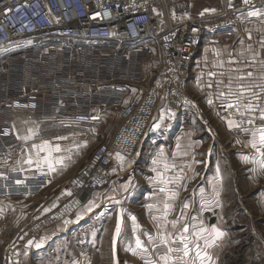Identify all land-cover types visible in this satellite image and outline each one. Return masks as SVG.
<instances>
[{
  "label": "crops",
  "instance_id": "obj_1",
  "mask_svg": "<svg viewBox=\"0 0 264 264\" xmlns=\"http://www.w3.org/2000/svg\"><path fill=\"white\" fill-rule=\"evenodd\" d=\"M253 12L259 14L252 15ZM240 18L242 21L239 24L205 34L197 50L195 61L184 68L186 108L181 112L172 111L173 115L169 116V110L162 100L134 158H125L122 165L117 156L115 157L112 165L118 171L114 176L115 179H119L121 169L124 171L135 163L141 166L138 167L141 173L140 179L135 181L136 183H131L124 194L127 199L126 214L119 212L121 206L116 205L114 201L107 205V195L104 193L106 190L101 194L88 189L83 190L80 193L83 207L79 210V214L74 217V221L63 223L59 227L61 234L52 235V237L54 235L60 237L62 234L69 236L77 230L78 225L85 224L84 228H79L80 243L76 246L65 244L63 253H59V248H52L54 252H50L52 256H49V260L53 264H95V262L102 264L111 262L112 257L118 260L124 259L129 264H151L152 260L159 261L165 250V246L153 244V240L159 241L157 233L177 234V230L182 229L183 225L189 228L184 235L195 244L191 249L194 255L197 252L196 244L201 239L217 243L227 236L229 230L230 232L240 230L245 231L242 234L245 236L244 244H246L243 249V264H264V245L261 244L264 241L263 229L250 227L245 217L247 220L238 223L236 222L238 217L230 215L227 218L224 214L225 209L230 212L229 208H232V203L235 201L230 193L235 194L240 191L239 188L232 189L229 185L232 169L228 161L235 159L230 155L237 149L249 148L247 152L251 160L246 166L249 171L242 173L246 176L257 173L258 166L252 163L253 156L257 155L256 149L252 147L251 133L264 128V116L260 111L264 109V4L249 8ZM210 72L216 75L209 76ZM248 73L252 74L251 77L247 76ZM240 77L244 79L241 80ZM241 83L245 88H251L257 95L253 96L248 91L242 92L239 89ZM221 92H224L225 96L221 97ZM236 95L240 97L238 104ZM209 100L212 103H209ZM229 102L239 107V111H236V107L228 108ZM248 103L254 104L256 110L246 112L245 105ZM161 116H164L163 120L159 119ZM249 119L252 121L251 124L248 123ZM229 120L239 127H229ZM11 121L20 146L6 150L5 145H0V177L13 168L29 176L38 170L37 160L41 164L39 169H48L52 172L53 170L44 164L45 158L53 161L59 177L70 176L86 161L92 145L103 139L102 134L88 133L81 126L68 127L49 120H40L34 112L23 108L13 110ZM156 124H160V127H155ZM59 137H64L67 141L66 149L44 150L46 145H51L50 141ZM216 142H219V145L211 147L212 143L218 144ZM33 145L45 147L39 148ZM23 148L26 152H19ZM5 151L7 153H4ZM29 159H32V164L27 162ZM60 159H63L62 164L57 162ZM154 159L159 161L155 165L152 163ZM165 163L169 165L167 169L164 168ZM173 164L175 167H171ZM158 171L163 172L164 178L171 182L166 184L157 179ZM178 177L182 179L178 180ZM257 184V181L253 184L249 181L244 182L243 188L252 191L256 189ZM64 186L66 184L61 180L55 185L47 186L38 196L43 201L38 207L41 216H45L62 203L61 192L54 189ZM161 188L166 191L161 192ZM172 192H178V195L172 198ZM122 193L117 192L116 195ZM4 198L13 197H0V210L5 209L2 202ZM90 200L95 201L96 207L86 211V205ZM261 200L259 196H254L252 201L256 203ZM165 202L172 204V210L166 217L163 215ZM185 203L188 204L187 209L183 207ZM149 205L153 207L149 208ZM217 208H222L221 213L215 212ZM200 209L208 214L211 211L212 214L207 218L202 217ZM104 216L110 217L105 222L110 224L112 221V229L111 224L106 226L101 224L102 220L104 222ZM173 220L177 221L175 227L170 223ZM118 222L121 231L117 236ZM231 223L235 225L231 226ZM206 224L207 232H202L201 227ZM213 228L220 229L224 235L218 238H214V233L209 235ZM52 237L43 241V248L52 241ZM137 238L143 242V247L147 251L137 248ZM169 246L183 247V244L177 240ZM92 248L96 251L94 257L93 253L88 251ZM75 250L80 252L79 258L71 256ZM100 254L104 257L108 254V259L101 258ZM159 264H163V261H159Z\"/></svg>",
  "mask_w": 264,
  "mask_h": 264
},
{
  "label": "built area",
  "instance_id": "obj_2",
  "mask_svg": "<svg viewBox=\"0 0 264 264\" xmlns=\"http://www.w3.org/2000/svg\"><path fill=\"white\" fill-rule=\"evenodd\" d=\"M262 4L216 0L196 11L190 0H0V145L20 146L15 108L85 131L114 112L115 130L70 183L72 200L85 189L105 191L109 164L116 153L135 156L162 100L171 112L186 108L183 70L204 35L232 27ZM154 47L159 63L144 83L140 68ZM51 179L48 169L29 176L9 169L0 177V197L36 195Z\"/></svg>",
  "mask_w": 264,
  "mask_h": 264
},
{
  "label": "rangeland",
  "instance_id": "obj_3",
  "mask_svg": "<svg viewBox=\"0 0 264 264\" xmlns=\"http://www.w3.org/2000/svg\"><path fill=\"white\" fill-rule=\"evenodd\" d=\"M191 3L194 5V8L196 11L201 10L204 6L207 5H213L216 3V0H190ZM245 19V18H244ZM242 21V20H241ZM240 21V22H241ZM236 24H239L236 23ZM146 57L142 61L141 65V81L144 83H149L154 78V68L159 63V53L156 48L154 50H150L148 54L146 53ZM4 66V65H3ZM2 68V66H0ZM30 111V110H29ZM119 123V119L117 117V114L114 112H111L110 115L107 118V121L99 125L98 127H95L92 131H86L88 133L97 132L99 134L103 135V139L99 140L97 143L102 141H107L108 138L111 136L112 132L115 130L116 126ZM66 140L64 139H54L49 142L51 145H46V148L44 150H55V146L59 145L60 149H66ZM95 143L91 147V152L86 159V161L78 167L77 171L67 177L62 178L63 176L59 177L57 171L53 170L52 173V179L50 182L51 185H55L57 182H60L61 180L66 184V186L61 187L60 189L56 188L54 190H57L58 192H61L62 197V203L58 205L56 208L51 209L45 216H41L38 211V207L42 204V199L38 197L42 192L36 194V196L29 195L27 197H21V196H13V198H4L3 204L5 205V209L3 210L1 208L0 210V264H53L49 259L52 255H50V252L53 251L52 248H59V253H63V249L65 248V244L69 245H79L80 243V229L84 228V225L79 226L75 232L72 230L73 233L68 235H60V237L55 235L52 237L53 234L59 233V227L62 226L64 223H70L71 221H74V217H76L79 213V210L81 207H83V200L80 199L79 195V201L81 203V207L77 211H73L70 214L65 215L64 218L60 221H56L55 223H49L44 226L43 229H40L38 232L35 230V225L38 223H45L48 222L50 219V216L55 214L58 211H61L64 206L71 203L73 200V196L71 193V180L72 178L77 174L78 170L86 164L87 160L89 159L90 155L92 154L93 147L97 144ZM218 144L214 145L211 144V147H217L219 145V142H216ZM45 147V146H44ZM221 148V147H220ZM43 150V149H42ZM43 150V151H44ZM250 149L249 148H240L237 149V151H234L233 154L230 155V157L235 158L231 161H228V164H230L231 175L229 176V185L230 188L236 189L239 188L240 191L235 192V194L230 193L231 196L234 197L235 201L232 203V208L230 209V212L225 209V215L227 218L231 215V217H238V220L236 222L239 223V221L247 220L250 227H256L257 230L263 229L264 231V166H262V158L260 155L256 152V157L253 156L255 166H258L257 173L253 175H244L242 173L243 171H249V169H246V166L248 162L251 160L248 157V154ZM261 151H264V149H261ZM19 152H26V149H22ZM136 155V154H135ZM222 157V156H221ZM126 159H132L129 157H125ZM134 158V157H133ZM252 158V159H253ZM114 164H109L108 172H107V179L109 186L104 192L107 201V205H110V202L112 201H120L118 205L119 212L121 211V214H126L127 209V199L124 197V194L126 190L124 189V185L128 184L129 181L131 183L138 181L140 179V171L137 163L132 165L134 167V171L130 172L129 168L125 169L124 171L121 169L120 171V177L119 179H115V175L118 174V171H116L115 168L112 167ZM215 166V164H214ZM117 173V174H116ZM204 174V173H202ZM135 176V178L132 179V176ZM138 176V177H137ZM137 179V180H136ZM251 182L253 184L255 181H257L256 189L252 191H246L243 188L244 182ZM136 183V182H135ZM248 185H250L248 183ZM247 187V184L245 185ZM64 191V192H63ZM103 192V191H101ZM101 192L96 191L95 193L101 194ZM123 192L120 196L116 193ZM103 194V193H102ZM254 196H259L262 200L260 202H253ZM115 199H112L114 198ZM117 205V204H116ZM122 208V209H121ZM3 210V211H2ZM221 213L222 208H217L215 212ZM200 213L202 217H206L209 214H212L211 211L208 213L203 212L202 209H200ZM223 215V212H222ZM123 218L124 215H122ZM221 216V214H220ZM247 219H245V218ZM244 218V219H243ZM107 219H110V217L104 216V222L101 221V224L106 226L110 225L107 224L105 221ZM127 219V218H126ZM125 219V223H126ZM235 222V223H236ZM101 225V227H102ZM235 224L231 223V226H234ZM226 226V224H225ZM207 229V224L202 226L201 229ZM112 229V224H111ZM252 230V229H251ZM204 232V231H202ZM235 231L232 230L228 232L227 236L222 241H217V243L209 242V240L204 241L201 239L199 244L201 251V255L206 251L208 253L209 259L205 260L204 264H243V249L244 246H246L245 239L242 234H244L245 231ZM76 235H75V234ZM61 234V233H59ZM75 235V236H74ZM186 236V235H185ZM52 241L49 242L45 248H43V241H46L47 238H51ZM72 237V238H70ZM203 238V236H202ZM29 241H33L32 244H29ZM189 248H194V243L192 241H189ZM39 244V247L36 245ZM262 245H264V241L261 242ZM63 245V246H62ZM64 247V248H63ZM52 250H49V249ZM89 252L93 253V257L95 256L96 251H94V248L88 250ZM54 252V251H53ZM56 253V252H55ZM87 253V252H86ZM107 255L101 256L103 259H108ZM50 256V257H49ZM73 258H79L81 256L80 252L78 253L77 250L72 253L71 255ZM111 262H104L102 264H129L124 259L118 260L117 258L112 257ZM54 259V258H51ZM195 261V264H200V260L194 255V252L191 250L190 255L188 257H185L183 261L180 262V264H189L190 261ZM51 262V263H50ZM94 264V263H93ZM95 264H101L96 263Z\"/></svg>",
  "mask_w": 264,
  "mask_h": 264
},
{
  "label": "snow or ice",
  "instance_id": "obj_4",
  "mask_svg": "<svg viewBox=\"0 0 264 264\" xmlns=\"http://www.w3.org/2000/svg\"><path fill=\"white\" fill-rule=\"evenodd\" d=\"M249 0H244V3H248ZM259 13H256V12H253L252 15H258ZM216 73L214 72H210L209 73V76H215ZM251 73H248L247 76L248 77H251ZM239 79L243 80L244 77H240ZM211 85H209L210 87ZM239 89L243 92V91H248V92H251V94L253 96H256L257 94L255 92H252L251 88H245V85L243 83L239 84ZM220 96L223 97L225 96V93L224 92H221L220 93ZM239 95H236V103L238 104L239 103ZM209 103H212L211 100L208 101ZM227 107L228 108H233V107H236L235 104L229 102L227 104ZM245 109H246V112H252L254 110H256V106L252 103H248L245 105ZM236 111H239V107H236ZM261 115L264 116V109H261ZM168 115L171 116L173 115L171 113V111L169 110L168 112ZM243 115V114H242ZM160 120H163L164 119V116H161L159 118ZM249 124L252 123L251 119H249L248 121ZM228 124H229V127H239L238 124H234L233 121L229 120L228 121ZM155 127L159 128L160 127V124H156ZM252 135V147L256 149V152L260 155V157L262 158V166H264V151H261V149H264V128H261L258 132L256 131H253L251 133ZM257 136H258V139H257ZM58 139H65L64 137H59ZM48 142H45V144H47ZM33 147H39V148H43L44 145H40V146H37V145H33ZM177 147H179V145H177ZM55 150L56 151H59V145H56L55 146ZM116 156H117V159L121 161V164L123 165V162L125 160V157L121 156L120 153H116ZM29 164H32L33 161L32 159H29L27 161ZM58 163H63V159H60L59 161H57ZM159 161L157 159H154L152 161V163L155 165L157 164ZM37 164V168L39 169L41 164H40V161L37 160L36 162ZM44 164L47 165V167L50 169V170H55L54 169V166H53V161L50 159V158H45L44 160ZM169 167V165L167 163L164 164V168L167 169ZM171 167H175V165H171ZM156 169H154L155 171ZM157 179H160L162 180L164 183H170L171 181L170 180H166L164 178V173L163 172H157ZM178 180L179 179H182V177H178L177 178ZM21 181H17V183H20ZM131 184V181L128 182V184H125L124 185V189L127 190L129 185ZM161 192H164L166 191V189L164 188H161L160 189ZM178 195V192H172L171 193V197L172 198H175L176 196ZM219 195V193H217V196ZM114 203L116 204H119L120 201H114ZM96 207V204H95V201L94 200H90L88 201V204L86 205V208L85 210L86 211H91L92 208ZM153 207V205H149V208ZM184 209H187L188 208V204H184ZM172 210V204L170 202H165L163 204V215L166 217L168 215V212ZM183 214V213H182ZM172 224L173 227H175V225L177 224V221L176 220H173L170 222ZM120 231H121V227H120V223L118 222L117 225H116V234L117 236L120 234ZM189 231V228L187 225H183L182 226V229H178L177 230V234H169V233H161V232H158L157 233V236L159 237V241L157 242L156 240H153V244L159 246V245H163L165 246V250L163 252V255H161L159 257V261H163V264H180L181 261L184 260L185 257H188L190 255V252H191V249L189 248V242H188V237L184 235V233H187ZM201 231H204V232H207L206 229H202ZM214 233V238H218V237H221L224 235V233L218 229V228H213L212 229V233H209V235H212ZM179 241L180 243L183 244V247H171L169 245H171L172 243H174L175 241ZM29 244H32L33 241H29L28 242ZM37 247H39V244L36 245ZM136 246L137 248H140V249H143L144 251H147V249H145L143 247V242L137 238L136 239ZM196 248H197V252H196V257L200 260V264H204L205 260L209 259L208 257V253L205 251L203 253V255H201V252H200V246L199 244H196ZM159 261L157 260H152L151 261V264H159ZM189 264H195V261H190Z\"/></svg>",
  "mask_w": 264,
  "mask_h": 264
},
{
  "label": "bare ground",
  "instance_id": "obj_5",
  "mask_svg": "<svg viewBox=\"0 0 264 264\" xmlns=\"http://www.w3.org/2000/svg\"><path fill=\"white\" fill-rule=\"evenodd\" d=\"M80 207H81L80 201L73 200L71 203L64 206V208H62L61 211H58L52 216H50V219L48 220V222H45V223L40 222L37 225H35L36 232H38L40 229H43L46 224L55 223L56 221L62 220V218H64L65 215L70 214L73 211H77Z\"/></svg>",
  "mask_w": 264,
  "mask_h": 264
}]
</instances>
